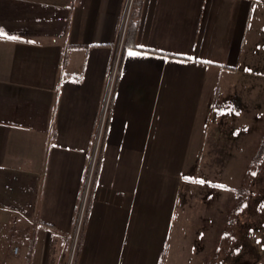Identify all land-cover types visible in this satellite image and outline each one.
<instances>
[{
    "label": "crops",
    "instance_id": "0c3cea01",
    "mask_svg": "<svg viewBox=\"0 0 264 264\" xmlns=\"http://www.w3.org/2000/svg\"><path fill=\"white\" fill-rule=\"evenodd\" d=\"M128 2L0 0V208L19 216L7 264L65 255L107 97L76 264H226L237 193L181 180L226 111L264 93V0H143L136 44L159 52L126 49L114 80Z\"/></svg>",
    "mask_w": 264,
    "mask_h": 264
},
{
    "label": "rangeland",
    "instance_id": "374dc122",
    "mask_svg": "<svg viewBox=\"0 0 264 264\" xmlns=\"http://www.w3.org/2000/svg\"><path fill=\"white\" fill-rule=\"evenodd\" d=\"M258 105L260 110H253ZM258 105H251L250 102L239 103L237 106L239 109L231 112L236 115L226 111L230 119L221 120L214 126L212 142L206 143V147H211V150L202 153L201 158L189 160L191 166L181 180L182 183L186 182L184 179L186 180L187 177V181L196 182L200 195L205 194V188H209L211 184L223 185L222 188H225L231 196L232 193H237V199L233 198V200L236 199L235 208L239 212L235 220L237 223L233 226V238L228 239L229 251L226 259L223 260L226 264H264L263 91L260 93ZM233 118L235 120H232ZM96 146L94 140L93 153ZM232 201L229 200L230 203ZM9 211L14 218L7 219L3 215L5 208H0V251L10 241L6 230L7 224L12 225L14 221H19L18 211L15 209ZM231 212L232 210L229 211V215ZM7 220L9 223H6ZM15 240L18 242L15 238L11 239V247L15 244ZM66 255L67 253L63 257L60 256L59 258L62 259L58 258V261L63 260Z\"/></svg>",
    "mask_w": 264,
    "mask_h": 264
},
{
    "label": "trees",
    "instance_id": "16d2710c",
    "mask_svg": "<svg viewBox=\"0 0 264 264\" xmlns=\"http://www.w3.org/2000/svg\"><path fill=\"white\" fill-rule=\"evenodd\" d=\"M142 3H143V0H132V4H131L132 8L129 12V17H128L126 27L124 30V34L122 37V43H121L120 51H119V54L117 57V64H116V70H115V74H114V80H116V78L118 76V72H119L120 66H121L123 52L126 49H128V48H140V49H145V50H149V51L159 52L155 49L142 48L136 44L138 17L140 15ZM64 75H66V74H64ZM114 80H113V83H114ZM98 148L100 149L99 146H98ZM99 149L97 150L95 161H94V164L92 167V172H91L90 181H89V188H88V193H87V197H86V203L84 205V210H83L82 219H81V226H80L77 241L75 244V251H74V257H73V263L72 264H76L78 251H79L80 244H81L80 240H81L82 228L84 227V224L86 221V212L88 211L89 191L92 187L94 176L97 174L98 165H99V161H100ZM38 225L41 227H44L45 229H47L49 231H51V233H53V234H61V232L53 224H50L48 222H44V221L39 220ZM61 235H65V234H61ZM64 239L65 240H64V244H62V246H63L62 251H64V253H67L69 250V247H70L71 240H69V238L66 236Z\"/></svg>",
    "mask_w": 264,
    "mask_h": 264
},
{
    "label": "built area",
    "instance_id": "2783aa9c",
    "mask_svg": "<svg viewBox=\"0 0 264 264\" xmlns=\"http://www.w3.org/2000/svg\"><path fill=\"white\" fill-rule=\"evenodd\" d=\"M104 113H105V108H104V112H103V114H102V116L100 118V123L98 125V129H97L98 130V132H97V139H98V137H99V135L101 133V130H102V125H103V121H104V117H103L104 116ZM80 224H81V214L77 218L76 233L79 230ZM75 241L71 245V247H70V249L68 251V254L65 257V259L57 262L56 264H72L73 263V257H74V251H75ZM11 252H12V254H16L18 252V246L17 245H14L11 248ZM0 264H6V262L3 261V260H0Z\"/></svg>",
    "mask_w": 264,
    "mask_h": 264
},
{
    "label": "snow or ice",
    "instance_id": "6c2138e0",
    "mask_svg": "<svg viewBox=\"0 0 264 264\" xmlns=\"http://www.w3.org/2000/svg\"><path fill=\"white\" fill-rule=\"evenodd\" d=\"M130 54H132V53H130Z\"/></svg>",
    "mask_w": 264,
    "mask_h": 264
}]
</instances>
